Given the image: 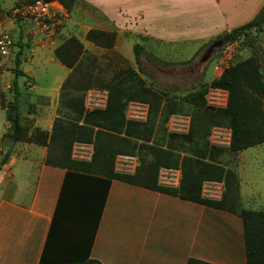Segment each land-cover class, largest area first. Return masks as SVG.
<instances>
[{"label":"crops","instance_id":"1","mask_svg":"<svg viewBox=\"0 0 264 264\" xmlns=\"http://www.w3.org/2000/svg\"><path fill=\"white\" fill-rule=\"evenodd\" d=\"M85 1L116 37L129 31L164 45L207 41L264 6V0ZM156 1L186 8L201 34L171 41L151 33L146 5ZM5 153L0 148V264H186L189 258L246 264L235 212L48 165L47 146L16 143L1 163Z\"/></svg>","mask_w":264,"mask_h":264},{"label":"rangeland","instance_id":"2","mask_svg":"<svg viewBox=\"0 0 264 264\" xmlns=\"http://www.w3.org/2000/svg\"><path fill=\"white\" fill-rule=\"evenodd\" d=\"M30 3L32 0H0V39L6 35L10 42L8 54H0V148L4 153L10 151L16 143L22 146L31 144L30 137L35 130L51 131L57 115L61 87L73 70V67L67 68L61 64L54 53L68 39L76 41L73 51L78 54L76 63H79L74 79L88 84L83 95L85 109H103L107 97L106 86L120 73L135 71L145 86L160 97L154 133L146 144L164 149L168 144L177 147L186 145L182 139L171 136L173 132L168 131L167 125L172 122L170 117L173 115H187L191 119L196 109L203 108L194 103V99H197V104L200 103V92L206 106L226 105L227 92L210 87L213 79L219 77L215 65L218 58L225 56V51L231 53L228 65L254 56L264 81V31H249L244 37L232 42H228L224 33H221L207 41L167 45L147 39L139 41L135 33L126 31L115 38L113 47L105 48L86 39L90 29L110 32L102 28L105 25L103 17L97 15L87 1L73 0L69 2V8L60 2L67 15L48 29L21 16ZM146 6L149 15L144 19V24L151 33L171 41L201 34L202 30L194 23V16L186 8L163 1ZM134 43L141 44L144 49L139 65L133 54ZM16 57L19 59L18 70L21 71L16 76L20 87L18 108L21 124L25 128V138L10 143L3 137L10 131L4 107L13 98ZM148 109L147 102L131 101L124 114L126 119L145 121ZM205 139L208 145L225 149L218 153L217 160L220 165L235 172L239 183L240 205L255 210L263 209L264 143L230 152L226 150L230 139V129L226 125L210 127ZM143 143L138 141L137 145ZM189 147H186L188 151ZM136 154L139 160L142 154L140 151Z\"/></svg>","mask_w":264,"mask_h":264},{"label":"trees","instance_id":"3","mask_svg":"<svg viewBox=\"0 0 264 264\" xmlns=\"http://www.w3.org/2000/svg\"><path fill=\"white\" fill-rule=\"evenodd\" d=\"M57 1L69 8V2L73 0ZM249 31H264V6L250 21L231 29L223 36L228 42H232L244 37ZM115 38L114 32L97 29H90L86 34L88 41L105 48L113 47ZM73 44H76V41L68 39L64 46L57 48L54 53L61 64L67 68L73 67V70L61 87L57 115L51 131L47 133L35 130L30 137L31 142L36 145L49 146L45 163L98 174L207 207L235 212L242 221L246 264H264V208L253 210L241 207L238 196L239 183L235 172L223 167L217 160L218 153L225 149L208 145L205 139L210 127L226 125L230 129V141L226 150L230 152H238L264 143V81L257 59L249 56L231 63L219 77L213 79L210 83L211 88L227 92L226 105L206 106L200 92L198 96L200 103L197 104V99H194V103L203 108L192 113L188 132L170 133L171 136L182 139L186 145L177 147L168 144L164 149L146 144L154 133L160 97L145 86L135 71L120 73L106 86L107 97L103 109L91 111L85 109L83 95L88 84L74 79L79 62L76 63L78 54L73 51L75 49ZM143 51L141 44L134 43L133 54L137 65L140 64ZM18 64L19 59L16 57L15 78L12 81L13 98L4 107L10 131L3 137L10 143L25 138V128L21 124L18 108L20 87L16 76L21 74ZM131 101L148 103V116L145 121L126 119L125 108ZM138 141L144 143L137 145ZM75 142L93 144L94 151L89 161L71 158V149ZM187 145L190 146L189 151L186 149ZM139 151L142 155L132 174L114 171V159L117 154L137 155ZM8 155L9 151L4 154L1 163ZM163 167L180 169L181 178L178 186H164L158 183V172ZM204 180L223 182L224 192L220 199L202 197L201 185ZM91 263L95 261L88 260L79 264ZM186 264L213 263L189 258Z\"/></svg>","mask_w":264,"mask_h":264},{"label":"built area","instance_id":"4","mask_svg":"<svg viewBox=\"0 0 264 264\" xmlns=\"http://www.w3.org/2000/svg\"><path fill=\"white\" fill-rule=\"evenodd\" d=\"M67 13L63 5L55 0L46 2L43 0H34L32 3L26 6L25 10L21 13L25 19H30L36 25H41L44 29H48L54 24L58 23L66 17ZM8 37L5 35L0 39V54H8ZM230 48V47H229ZM225 56L218 58L215 65V70L220 76L224 69L228 67L230 60V52ZM221 90V89H219ZM224 93L226 92L225 90ZM106 100V99H105ZM226 99L224 100V102ZM225 104V103H224ZM172 121L170 125H167L169 132L182 133L188 132L190 125V117L187 115H173L170 117ZM230 141V139H229ZM73 149L71 152L72 159L89 161L92 157L94 147L91 143L75 142L73 143ZM138 166V158L135 155L130 154H117L114 159V171L124 174H132ZM158 183L164 186L176 187L179 184L181 178L180 169L173 168H160L158 172ZM223 190L222 181L204 180L201 185L202 197L212 200L220 199Z\"/></svg>","mask_w":264,"mask_h":264}]
</instances>
